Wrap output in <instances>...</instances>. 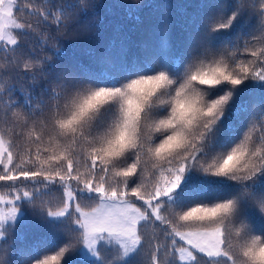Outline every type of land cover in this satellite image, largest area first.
Listing matches in <instances>:
<instances>
[{
  "label": "snow or ice",
  "instance_id": "snow-or-ice-1",
  "mask_svg": "<svg viewBox=\"0 0 264 264\" xmlns=\"http://www.w3.org/2000/svg\"><path fill=\"white\" fill-rule=\"evenodd\" d=\"M97 7L0 0V264H264V0H200L175 43L165 4L154 43L60 65ZM27 210L59 241L16 248Z\"/></svg>",
  "mask_w": 264,
  "mask_h": 264
},
{
  "label": "trees",
  "instance_id": "trees-1",
  "mask_svg": "<svg viewBox=\"0 0 264 264\" xmlns=\"http://www.w3.org/2000/svg\"><path fill=\"white\" fill-rule=\"evenodd\" d=\"M141 4L143 7L138 11L130 12L126 4ZM200 0H98V7L94 12L90 11L87 16L80 17V23L96 25L92 29L93 35L90 39H77L75 36L62 40L63 56L58 63L60 65L75 66L83 64L91 66L95 56L107 47L110 41L115 39L117 44L120 38L127 37L130 45V53L139 51L143 44H152L157 39V27L160 20V9L165 4H170V18L172 20L171 41L175 43L182 38V24L185 18L194 15L196 6ZM37 33L40 29H36ZM35 51L37 56H42L44 51L40 48L38 41L33 37L28 38V44L24 51ZM246 93L241 96L238 103L250 100ZM259 215V210H255ZM28 222L18 228V237L13 241L16 248H24L47 239L58 242L60 234L40 226L38 218L31 215L27 210ZM22 236L23 239H20ZM77 264H84L77 258Z\"/></svg>",
  "mask_w": 264,
  "mask_h": 264
}]
</instances>
